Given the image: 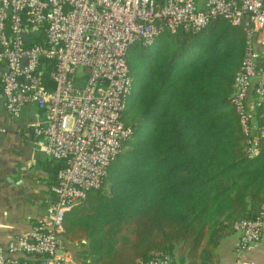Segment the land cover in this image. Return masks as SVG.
<instances>
[{
    "label": "trees",
    "instance_id": "1",
    "mask_svg": "<svg viewBox=\"0 0 264 264\" xmlns=\"http://www.w3.org/2000/svg\"><path fill=\"white\" fill-rule=\"evenodd\" d=\"M243 51L242 27L220 16L127 48L121 120L130 134L108 166L107 190L88 191L85 216L69 222L71 239L81 227L88 240L82 259L137 264L162 250L175 264H215L236 220L263 217L264 137L247 156L229 102ZM253 116L264 129V99Z\"/></svg>",
    "mask_w": 264,
    "mask_h": 264
},
{
    "label": "built area",
    "instance_id": "2",
    "mask_svg": "<svg viewBox=\"0 0 264 264\" xmlns=\"http://www.w3.org/2000/svg\"><path fill=\"white\" fill-rule=\"evenodd\" d=\"M220 16L244 31V51L229 95L246 144L259 151L264 129L248 102L264 99V59L253 49L264 28V0H0V93L5 111L26 104L41 116L30 123L33 147L60 161L44 219L0 248V264H73L63 240V218L88 191L101 187L130 128L121 113L131 89L127 48L151 46L162 31L198 32ZM74 84L80 87L75 88ZM235 254L261 239L263 218H240ZM137 264H175L152 250Z\"/></svg>",
    "mask_w": 264,
    "mask_h": 264
},
{
    "label": "crops",
    "instance_id": "3",
    "mask_svg": "<svg viewBox=\"0 0 264 264\" xmlns=\"http://www.w3.org/2000/svg\"><path fill=\"white\" fill-rule=\"evenodd\" d=\"M194 2L201 7L204 0ZM251 42L264 59V28L254 31ZM3 69L4 65L0 64V74ZM248 106L254 121L256 107L252 105V96ZM40 116L41 112L32 104L23 105L14 115L8 114L0 93V248H4L12 236L26 232L32 223L44 219L47 201L52 197L51 186L59 162L32 145L30 123ZM86 202L84 198L74 203L63 218L64 245L73 264H90L89 258L82 259L79 255L88 243L83 228L79 227L80 235L74 240L69 236V222L85 216ZM262 218L261 239L238 255L233 251L238 234L230 232L221 238L215 264H264V215Z\"/></svg>",
    "mask_w": 264,
    "mask_h": 264
},
{
    "label": "rangeland",
    "instance_id": "4",
    "mask_svg": "<svg viewBox=\"0 0 264 264\" xmlns=\"http://www.w3.org/2000/svg\"><path fill=\"white\" fill-rule=\"evenodd\" d=\"M99 190H101V191H105V190H107V186L104 184L101 188H99ZM237 233L236 231H232V233ZM232 235H234V234H232ZM225 241H227V240H225Z\"/></svg>",
    "mask_w": 264,
    "mask_h": 264
},
{
    "label": "water",
    "instance_id": "5",
    "mask_svg": "<svg viewBox=\"0 0 264 264\" xmlns=\"http://www.w3.org/2000/svg\"><path fill=\"white\" fill-rule=\"evenodd\" d=\"M74 87H75V88H78V87H80V86H79V85H77V84H74Z\"/></svg>",
    "mask_w": 264,
    "mask_h": 264
}]
</instances>
